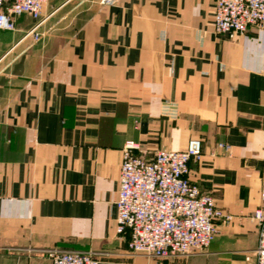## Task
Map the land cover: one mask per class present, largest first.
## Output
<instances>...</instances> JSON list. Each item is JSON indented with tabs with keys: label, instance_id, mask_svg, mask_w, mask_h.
<instances>
[{
	"label": "crops",
	"instance_id": "0c3cea01",
	"mask_svg": "<svg viewBox=\"0 0 264 264\" xmlns=\"http://www.w3.org/2000/svg\"><path fill=\"white\" fill-rule=\"evenodd\" d=\"M214 0H49L0 30V264H171L116 232L122 149L203 141L189 179L235 215L183 264H246L264 208V31L217 34ZM231 146L230 154L217 147ZM214 153V154H213Z\"/></svg>",
	"mask_w": 264,
	"mask_h": 264
},
{
	"label": "built area",
	"instance_id": "2783aa9c",
	"mask_svg": "<svg viewBox=\"0 0 264 264\" xmlns=\"http://www.w3.org/2000/svg\"><path fill=\"white\" fill-rule=\"evenodd\" d=\"M48 1L0 0V30H16L17 18L28 15L36 22L31 32L41 39L42 33L35 30ZM97 1L105 6L117 0ZM212 23L217 34L264 31V0H214ZM217 147L231 153L227 143L219 142ZM139 148V143L127 140L122 149L116 232L129 233L133 253L183 264L190 255L205 252L220 226L233 222L235 215L189 179L190 160L200 161L203 156L202 139L191 138L181 150L158 149L150 158L137 154ZM252 218L259 225L260 241L246 264H264V208H257ZM44 255L52 264H100L90 251L49 248Z\"/></svg>",
	"mask_w": 264,
	"mask_h": 264
},
{
	"label": "rangeland",
	"instance_id": "374dc122",
	"mask_svg": "<svg viewBox=\"0 0 264 264\" xmlns=\"http://www.w3.org/2000/svg\"><path fill=\"white\" fill-rule=\"evenodd\" d=\"M185 259V258H184Z\"/></svg>",
	"mask_w": 264,
	"mask_h": 264
}]
</instances>
